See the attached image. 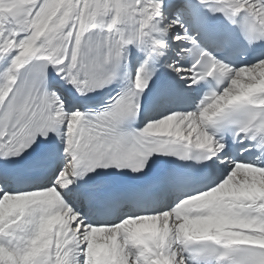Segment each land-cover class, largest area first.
I'll return each instance as SVG.
<instances>
[{
	"label": "snow or ice",
	"instance_id": "6c2138e0",
	"mask_svg": "<svg viewBox=\"0 0 264 264\" xmlns=\"http://www.w3.org/2000/svg\"><path fill=\"white\" fill-rule=\"evenodd\" d=\"M0 264H264V0H0Z\"/></svg>",
	"mask_w": 264,
	"mask_h": 264
}]
</instances>
